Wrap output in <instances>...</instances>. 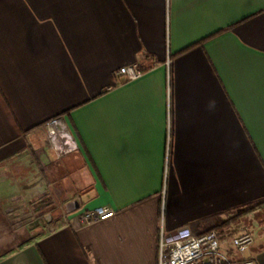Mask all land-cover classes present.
<instances>
[{"label": "crops", "instance_id": "crops-1", "mask_svg": "<svg viewBox=\"0 0 264 264\" xmlns=\"http://www.w3.org/2000/svg\"><path fill=\"white\" fill-rule=\"evenodd\" d=\"M55 117L79 145L64 159ZM49 182L116 214L49 232ZM249 208L264 240V0H0V264H158L161 227Z\"/></svg>", "mask_w": 264, "mask_h": 264}, {"label": "built area", "instance_id": "built-area-1", "mask_svg": "<svg viewBox=\"0 0 264 264\" xmlns=\"http://www.w3.org/2000/svg\"><path fill=\"white\" fill-rule=\"evenodd\" d=\"M142 75L143 71L138 66H124L119 71V76L126 80H135ZM42 129L46 134L45 149L55 152L58 157H64L79 149L75 137L61 123L60 118L50 119L42 125ZM26 150L38 172L44 174L45 166L36 146L29 143ZM167 154L169 156V144ZM52 188L53 185L49 182L47 197L52 195ZM75 200H79V197ZM55 212V218H47L49 222H55L49 232L60 226L96 223L116 214L114 208L99 206L91 210L78 209L71 215L65 204L57 205ZM255 242L253 233L239 223L223 229L214 227L205 231L184 227L171 233L165 232L161 227L158 236V264H257L256 256L248 255Z\"/></svg>", "mask_w": 264, "mask_h": 264}, {"label": "rangeland", "instance_id": "rangeland-1", "mask_svg": "<svg viewBox=\"0 0 264 264\" xmlns=\"http://www.w3.org/2000/svg\"><path fill=\"white\" fill-rule=\"evenodd\" d=\"M65 157H61L60 159H64ZM72 167V166H71ZM73 168V167H72ZM74 169V168H73ZM72 180L74 182V184L78 183L81 184V185H85V176L84 174H82L79 169L76 167L73 171V177H72ZM75 184V185H76ZM48 206L47 208L45 209V211H43V217L40 219L41 222L44 224V227L46 230H49L51 227L54 226L55 222L54 221H51L49 222L47 220V218H55L57 216V213L55 212V209L57 207L58 204H56V199H55V196L54 195H49V198H48ZM75 200V199H74ZM73 200V201H74ZM79 202L80 204V201L79 200H76ZM72 202V201H71ZM70 202L68 203H65V206H66V210H68V207H67V204H69ZM61 205V204H59ZM258 207H262V205L258 206ZM263 208V207H262ZM32 213V212H31ZM48 216V217H47ZM34 214L33 216H31V219H33V221L35 220L34 219ZM40 222V221H38ZM239 224H241L240 226L247 229L248 231L252 232L254 237H255V241H256V245H255V248H258L259 245L264 241L263 239H261L259 233H258V229H255L253 224H251V221H249L248 219H244V216H242L239 220ZM263 231V230H262ZM33 235H36V234H33Z\"/></svg>", "mask_w": 264, "mask_h": 264}, {"label": "trees", "instance_id": "trees-1", "mask_svg": "<svg viewBox=\"0 0 264 264\" xmlns=\"http://www.w3.org/2000/svg\"><path fill=\"white\" fill-rule=\"evenodd\" d=\"M254 208H249L231 218H229L228 220L224 221L222 224H220L219 226H216L217 228L223 229V228H227L233 224H238L239 220L242 216H244L245 214L249 213L250 211H252Z\"/></svg>", "mask_w": 264, "mask_h": 264}, {"label": "water", "instance_id": "water-1", "mask_svg": "<svg viewBox=\"0 0 264 264\" xmlns=\"http://www.w3.org/2000/svg\"><path fill=\"white\" fill-rule=\"evenodd\" d=\"M67 207H68L69 212H73L80 207V204L78 201L74 200V201L70 202L69 204H67Z\"/></svg>", "mask_w": 264, "mask_h": 264}]
</instances>
